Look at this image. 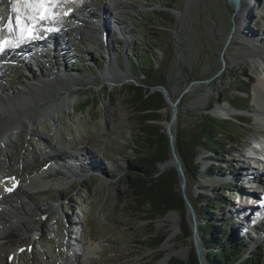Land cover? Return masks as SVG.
<instances>
[{
    "label": "rangeland",
    "instance_id": "1",
    "mask_svg": "<svg viewBox=\"0 0 264 264\" xmlns=\"http://www.w3.org/2000/svg\"><path fill=\"white\" fill-rule=\"evenodd\" d=\"M83 2L90 5L89 10L83 7ZM45 3L51 8L60 3L69 4L76 16L86 21L80 32L74 30L67 35L59 34V38H67L64 50L67 54L53 61L57 64L62 61L67 76L76 75L78 79H66L68 82H63V89L51 85L57 89L52 91V96L37 104L22 99L23 102L14 109H18L22 115L41 114L36 125L38 136L29 137L28 132L16 133L19 145L13 151L15 172L8 171V150L0 147V197L8 187L5 185L8 174L15 173L13 179L17 180L13 182L21 183L25 179L44 175L41 177L40 189L31 191L19 184L17 188L27 191V196L11 197L7 206H4V202L0 203L1 212L7 207L13 212L12 216H16L12 219L14 223L3 225L2 228L21 229L22 221L25 220L35 227L30 236L33 237L26 239V242L25 239H10L12 249L24 245L19 252L25 256L21 257L19 263L12 255L1 257L0 264L6 261L9 264H76V250L85 253L91 245H97L99 250L89 256V264H158L166 253L179 255L173 256L167 264L190 260L193 252L190 217L184 219L178 212L171 211L155 223H149L142 221L141 215L135 213L131 205H126L125 177L130 175L131 165L144 156L147 150L141 142L140 118L132 111L124 90L140 86L143 82L141 68L150 66L157 70L164 85L158 89L164 101L167 91L172 101L170 105L177 102L174 148L178 132L193 134L196 127L209 118L225 122L219 124V128L234 132L235 140L245 141L244 150L237 149L235 143L230 142L224 147L230 154L215 163L208 160L211 159L210 151L205 147L197 148L195 163L200 165L199 174L195 179H188L183 173V190L177 175L179 192L190 204L200 194L206 195L212 202H219L220 213L214 217L217 229H226L227 236L237 240L240 262L261 251L263 255L259 263L264 264V212L260 208L258 210L257 206L254 210L243 207L259 199L256 197L258 189L252 186L247 188L246 181L251 177H256L257 181L264 180V124L255 115L252 100L259 74L246 59L257 55L263 47L257 53L253 46L244 47L239 44V40L231 42V38L228 39L231 28L237 24L233 8L225 0H45ZM19 4L20 0L11 2L18 28L23 23ZM103 6L109 11L106 16L109 21L107 45L108 56L113 57H109L107 65L106 55L101 53L103 46L99 41L98 30L92 23L102 19ZM55 16L61 23L60 15L55 13ZM253 19L257 21L256 28L247 31L252 37H258L264 32L263 12L253 15L242 27H252ZM225 57L226 64L223 62ZM131 63L138 65V70L133 74ZM105 66H109L112 73L108 80L103 78ZM61 67L62 64H59L57 68ZM51 70L55 71V66L49 67L44 62L42 73L30 75L26 80L22 69H3L0 92L11 96L12 91L28 83L33 84L32 76L41 79L39 76L42 74L41 77L47 79ZM121 75H126L128 80L120 81ZM239 89L248 94L239 92ZM235 95L242 96V104L246 105L244 111L232 112L237 115L235 119L229 116L219 118L213 114L220 107L228 111V105H232ZM62 99L65 104L53 116L42 114L43 108ZM168 107L165 101V110L161 111V122L165 128L170 116ZM0 114L8 115L2 107ZM8 116L17 119L19 114ZM47 133L53 134L58 142L57 147L49 141ZM250 143H254L255 147L248 150ZM74 150L91 159L93 169L67 177L66 170L61 166L58 171L46 168L48 161L56 160L57 157L51 159L53 155L62 153L66 159H71L78 153ZM244 155L252 157L254 170L246 169L248 162L242 159ZM22 162L29 165V170L24 173L20 172ZM212 165L217 166L214 169L215 176L204 175ZM157 167L159 174L174 169L169 166L160 172L159 165ZM224 184L225 188H221ZM42 211H46L45 220L40 215ZM249 212L251 217L248 218ZM10 217L8 221H11ZM255 217L260 221H255ZM195 220L198 245L205 259L206 251L198 231L203 221L196 214ZM7 230L0 229V232ZM187 233L190 236L185 238ZM161 237H165L161 246L149 250V246ZM28 241L31 243L26 247ZM159 256L162 258L157 260Z\"/></svg>",
    "mask_w": 264,
    "mask_h": 264
},
{
    "label": "trees",
    "instance_id": "2",
    "mask_svg": "<svg viewBox=\"0 0 264 264\" xmlns=\"http://www.w3.org/2000/svg\"><path fill=\"white\" fill-rule=\"evenodd\" d=\"M144 47V45H142ZM128 60V57H127ZM132 74L138 70V65L131 63ZM140 76L143 82L140 86H132L124 90V95L128 99V104L134 113L140 118L141 142L145 146L147 153L130 167V175H126L127 187V206H132L135 213H138L142 221L155 223L162 219L167 213L176 211L182 218L186 217V205L182 194L179 192V182L177 173L173 169L170 172L159 174L158 165L169 159L168 141L162 132L160 122L161 111L165 110V101L158 91H152L153 88L163 87V83L157 75L154 66L141 68ZM239 92L248 94V92L239 89ZM236 98L230 108L236 111H244L245 103L242 104L240 95ZM235 119V118H233ZM222 121L209 120L198 125L193 134L178 132L175 150L181 161L183 173L188 179H195L199 174L200 165L195 163L197 157V148L205 147L210 151L212 163L219 162L229 154L224 147L235 143V147L244 150L245 141L243 139L235 140L236 134L219 128ZM214 130L217 132L215 133ZM225 136H227L225 138ZM228 138V139H227ZM255 147L250 143L248 150ZM248 156V155H247ZM217 168L212 165L204 175L215 176ZM226 184L221 188H225ZM191 201L194 213L201 221L198 231L202 247L206 251V264H260L259 259L263 255L258 251L255 256L248 260L240 262L241 255L237 240L227 236L226 229H219L214 217L220 213V203L212 202L206 195H199L198 199ZM189 232V228L186 229ZM190 233L186 234L188 238ZM165 237L157 239L149 250H156L164 242ZM223 241H225L223 243ZM159 256L157 260L161 259ZM170 264H198L194 251L192 257L186 263L173 261Z\"/></svg>",
    "mask_w": 264,
    "mask_h": 264
},
{
    "label": "bare ground",
    "instance_id": "3",
    "mask_svg": "<svg viewBox=\"0 0 264 264\" xmlns=\"http://www.w3.org/2000/svg\"><path fill=\"white\" fill-rule=\"evenodd\" d=\"M12 1L13 0H0V42L2 40H4L6 42V46L2 49V51H1L2 47L0 46V54L14 50L13 47L11 45H9L10 41H9L8 37L5 35V30L6 29L9 30V27L11 26V13H12L11 2ZM252 5H253V7H252L253 8V11H252L253 15L260 14V12L262 11V8H264V2L263 1H259V3H257V2H253L252 0H242V3L240 5V9L236 13L237 24L235 25V31L233 33L229 34L231 39L229 37H228V39H230L231 42L239 40L240 41L239 44L242 46L248 45V46H250V48L253 46V47H255V51L257 53L263 47V50H261L257 55L253 54L250 57L249 56L246 57V59L248 58V60L251 63V66L259 74V76L257 78V87L253 91V99L252 100H253V103L255 105L254 108L256 109L255 115L259 119L260 123L264 124V32H262L261 35L258 37H255V36L252 37L251 35H249V32L247 31L250 29L249 25H248V28L242 27V26H244L245 22H246V24L248 22L247 19L251 15L249 13L248 8H250ZM64 6H65V4H64ZM113 6H115V5L113 4ZM83 7L85 9L89 10L90 5L83 2ZM20 8H22V7L20 6ZM67 8L68 7H66V9ZM108 14H109V11L107 10V7L103 6L102 13H101L102 19L99 21L102 22V28L101 29H102V31H104V33H106L105 36H109L108 35L109 33L107 32L108 31V29H107V21L108 20H106V16ZM246 16H248V17H246ZM244 17H245V19H244ZM63 20H62L63 22H61V23H59V21H58L57 25H56L58 27V32L63 33V34H67L68 31H71V30H73V31L78 30L80 32L81 27L86 22L85 20H80L74 13L70 14V16L68 17L67 20H65V19H63ZM79 21H81V22H79ZM44 25H46V24H44ZM31 27H32V25H31ZM32 31L33 30H30L26 33H30ZM35 32H37V31H35ZM54 33H55V31H51V35H56ZM25 35H27V34H25ZM34 39H36V36L34 37ZM19 42L22 46L21 49H25L28 44L33 43L32 41L27 40L26 36L20 37ZM66 46H67V41H66V43H64L63 46L61 44H59V47H62L61 50L53 52L52 55H50V56L47 55V56L42 57V58L37 57L36 59H33V62H34V64H37V67L31 73L28 71L27 76L30 78L31 77L30 74L33 75L37 72L42 73L41 72L42 66H43V63L45 62V63H48L49 67L53 65V66H55V69H56L55 71L54 70L50 71L49 77L47 79L45 77H41L42 74H40V76H39L41 79H35L32 76L31 80L34 82L33 84L28 83V85H26L25 87H23L21 89H17L16 91H12L11 96H5L4 94L0 95V107L5 109L6 114L7 113H8V115L19 114V117L17 119H14L8 115L2 116L0 114V147H1V149L6 148L8 150L7 156L8 155L10 156V157L8 156V158H9L8 159V171L9 172L10 171L13 172L16 169V168L13 169V167L15 166L14 165L15 162L13 163V157H14L13 151L16 148V146L19 145V139L16 138V133L19 132V134H22V133L28 132L29 137H37L38 132L36 130V125L39 122L40 115H41V114H39V115L34 114L32 116L30 114L29 115H27V114L22 115V112H20L18 109H16V110H14V109L17 106H19L20 103L23 102L22 99L27 100L29 102L31 101L32 103L37 104V103L41 102L42 100H45L46 97L52 96V93H53L52 91L57 90V89H55L51 85H53V86L57 85L58 87L63 88V85H62L63 82H64V84H65V82H68V80H66V79H69V80L78 79V77L76 75L67 76L68 72H67V69L64 66V63L62 61L59 63L60 65L62 64V67L60 69L57 68L59 66V64L53 62V61H55V59H57V57H59V59H61L63 56H65L67 54V52L64 51ZM105 46H106V49L108 52L109 49H108V45L106 43H105ZM56 54H59V56H56ZM126 56H127V53H126ZM126 59H127V57H126ZM223 62H224V64L227 63L226 57L223 58ZM108 63H110V62H108ZM34 64H32L31 66H34ZM108 67L109 66H106V68L104 70L105 74L103 73L104 74L103 78L106 80L110 79L112 76V73H111V71H109ZM56 77H57V79H56ZM29 78H26V80H28ZM119 80L120 81H126V80H128V77L126 75H121V76H119ZM39 86H42V88H38ZM164 95L167 98L165 100L167 103V106H169L168 108H170V110H171L170 103L172 101L170 99V95L167 91L165 92ZM15 99H16L17 103L14 102ZM63 104H65L64 99L58 100L56 102H52L49 105H47L45 108H43L42 114L53 116V114H55L56 111H58L59 108L62 107ZM228 112L229 111H226L224 108L220 107V108H216L213 111V114L218 116L219 118H226L228 116H231ZM161 123H163V122H161ZM176 124H177V116H176V120L174 122H172L171 124L168 123L167 127H166V128H168L170 134L173 136V140H174V135L176 132ZM74 151L78 152L77 150H74ZM75 154H76V156H73L71 159H66L62 153H58L56 156L57 157L56 160H54V161L50 160L49 167H47L48 170H53L54 167L58 169L61 166L62 168H64L66 170L65 172H67V177H69V175H72L73 173L74 174L83 173L84 170L93 169L91 167V165L93 163V161L91 159L87 158L85 154H82L80 152L75 153ZM22 163L23 164L21 166L20 172L24 173L27 170H29L27 168L29 165L25 162H22ZM169 166H170L169 164L161 163V164H159V171L163 172ZM68 168H70V169H68ZM99 170L100 169H98V171ZM13 175H16V174L10 173V174H8V176L5 177L6 179H8L7 183L5 184L8 187H7L6 191H4L3 196L0 198V203L4 202V206H7L9 199L11 197H14L15 195L27 196V191L20 190L17 187L15 188V190L10 191L9 188H11L13 185H15V182H16V181L13 182V180H16V179H13ZM43 175L41 174V175H38L34 178L25 179V182H22V183L20 182V184L25 185L31 191L34 189L35 190L40 189L42 187L41 186L42 185L41 176H43ZM246 182H247V185H249L252 182H257V179H256V177H251V179L249 181H246ZM243 193L246 194V192H243ZM259 200H261V199H259ZM260 202L261 201H258V203H260ZM257 207H258V210L262 209L263 210L262 212H264V206H257ZM238 212L241 213L242 211L239 210ZM12 213L9 209H7V207L4 208L3 212L0 211V229L7 230L8 228L5 229V228H2V226L8 225L10 223H14V221H12V219L16 218V216L15 215L12 216ZM24 213H26V216H27V212L25 211ZM45 213H46V211H42L40 213L43 220H45V218H46L44 216ZM9 215H11V217H10L11 221L7 220ZM249 216L251 217L250 212L248 214V218H249ZM243 217H244V215L242 216V218ZM176 218H178V216ZM20 219L25 220L24 218H20ZM11 228H13V227L11 226ZM34 228L35 227H33V225L31 223H29L28 221L25 220V221H22V228L21 229H11V230L8 229L9 231L7 230L5 232H0V258L4 257V256L6 258H8V257L14 255V257H16V263H19V261L22 259L21 257L24 255V253L22 254L21 252H19V250L23 249L22 246H24V245H19V246L16 245L17 247H15V249H12L13 246H12V243H10L12 240H10V239H21V240L25 239V242H26V239L29 240L28 238L33 234ZM32 237H30V238H32ZM21 240H20V242H21ZM169 241H170V239L167 241L166 245L168 244ZM28 242L29 243H27V244L24 243L26 247H29V245L31 243L30 241H28ZM98 250H99V247L97 245L88 246L85 253L83 250H76L78 252V254L76 253V256H75L76 257V264H89L90 263V257L89 256ZM173 256L179 257V255L177 256L174 253H166V255L162 258V260L158 264H167L168 261ZM5 264H9V263H7V261H6Z\"/></svg>",
    "mask_w": 264,
    "mask_h": 264
},
{
    "label": "water",
    "instance_id": "4",
    "mask_svg": "<svg viewBox=\"0 0 264 264\" xmlns=\"http://www.w3.org/2000/svg\"><path fill=\"white\" fill-rule=\"evenodd\" d=\"M225 1L228 5H230L233 8L235 13H237L239 11L242 0H225ZM234 31H235V27H232L230 30V34L233 33ZM229 38H230V36H229ZM161 88L162 87H156L153 89L158 91V89H161ZM176 104H177V102H174L171 104V110H170V116H169V123L170 124L176 120V116H177ZM159 124L162 127V132L165 134V136L167 138L168 150H169V154L171 156V159L164 162V164H169L170 166H172L175 169V171L179 177L180 188L183 190L185 187V177L183 174V168H182L181 161L179 160L178 155H177L175 148H174L173 136L170 134L168 128L164 127L163 123L160 122ZM184 201H185V205H186V217H190L192 220L191 230H192V243H193L194 255L196 257L198 264H206L205 259H203L201 256L202 251L198 245L197 223L195 220V213H194L193 207L185 197H184Z\"/></svg>",
    "mask_w": 264,
    "mask_h": 264
}]
</instances>
